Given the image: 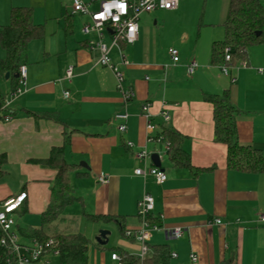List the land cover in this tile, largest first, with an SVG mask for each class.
Here are the masks:
<instances>
[{
  "label": "crops",
  "instance_id": "1",
  "mask_svg": "<svg viewBox=\"0 0 264 264\" xmlns=\"http://www.w3.org/2000/svg\"><path fill=\"white\" fill-rule=\"evenodd\" d=\"M83 1L96 11L105 0ZM229 1L218 0L219 24L208 21L205 26L221 32L207 37L192 55L171 45L163 47L162 35L160 44L154 39L157 31L152 25L158 26L162 19L164 30L169 16L183 13L181 2L176 11L141 15L148 17L143 27L139 25L138 41L121 46L129 62L122 68L123 88L134 93L125 107L113 73L99 65L98 53L89 49L88 42L95 37L84 35L82 28L76 35L78 18L87 22L89 18L71 15L72 0L0 2V30L9 24L13 7L31 8L34 24L44 30L42 38L28 45L25 86L14 77L18 71L8 80L0 76V102L5 99L12 113L8 123L0 122V155L7 159L0 178V202L23 192L28 195L14 215L15 228L42 227L41 217L50 204L57 172L34 162L48 159L52 148L64 147L67 162L77 166L70 183L78 201L65 208L51 227L63 235H83L90 242L88 264H118L112 254L141 260L136 235L135 239L124 235L122 228L132 235L140 230L139 203L145 194L154 199L151 218L158 226L185 230L179 240L153 234L149 246H165L177 254L166 264H264V225L257 223V217L264 214V173L227 169V148L215 142L213 108L204 100L206 95L229 91L239 111V142L264 156V43L252 45L248 62L232 69L235 82L211 61L212 44L224 39L221 25ZM260 2L264 4V0ZM177 40L184 46L190 36L182 32ZM106 43L110 44L109 34ZM171 49L179 53L177 64L172 61ZM110 57L112 63L120 62L117 49L111 50ZM4 58L0 46V60ZM192 62L197 68L189 76L187 69ZM69 67H73L71 80L66 79ZM18 87L22 95L10 99ZM65 92L70 93L69 98ZM125 109L127 130L120 133V122L114 116ZM164 112L169 122H164ZM45 113L55 115L57 121L44 118ZM149 125L154 129L148 130ZM164 129H173L183 137L181 147L189 155L191 168L171 162ZM139 151H146L149 158L138 160L135 155ZM153 155L158 156L159 168L167 175L163 185H157L151 176L134 175L136 169L156 167ZM99 176L107 177L108 183L99 184ZM100 216L110 219H92ZM215 220L222 224L214 225ZM46 260L59 264L56 255Z\"/></svg>",
  "mask_w": 264,
  "mask_h": 264
},
{
  "label": "trees",
  "instance_id": "2",
  "mask_svg": "<svg viewBox=\"0 0 264 264\" xmlns=\"http://www.w3.org/2000/svg\"><path fill=\"white\" fill-rule=\"evenodd\" d=\"M32 17L31 8H11L9 24L0 30V46L5 52V58L0 60V76L17 72L25 63L29 43L43 37V27L35 25ZM221 27L224 30V39L212 44V64L219 68L227 65L226 49H229L231 67L248 62L249 48L264 43V4L260 0H230ZM257 33L260 35L257 36ZM204 100L213 108L215 142L227 148V169L263 174L264 156L261 152L239 142L237 128L239 111L233 105L229 91H224L220 95H206ZM4 102L5 99L1 100L0 104ZM43 117L57 121V117L52 114L45 113ZM162 135L168 142L167 154L171 162L177 167L191 168L189 155L181 147L183 137L173 129H164ZM6 161V156L1 154L0 178L4 175L3 167ZM34 163L55 170L57 175L51 188L50 204L41 217L42 227L40 230L17 228L18 234L27 242L36 240L45 244L50 239L54 240L55 249L59 251V264H88L90 242L81 234L63 235L56 231V228L51 227L61 219L65 208L78 201L70 183V175L76 171L77 166L67 162L64 147L52 148L48 159ZM92 219L109 221L110 218L100 216ZM150 223L158 224L157 220L151 217ZM122 233L126 235L124 228ZM135 235L131 234L132 238L135 239ZM51 251V249L47 250L49 254ZM0 256V264H17L15 254L9 250H1ZM168 258H171V252L167 247L153 245L149 246L143 260H132L128 256H122L121 264H166Z\"/></svg>",
  "mask_w": 264,
  "mask_h": 264
},
{
  "label": "built area",
  "instance_id": "3",
  "mask_svg": "<svg viewBox=\"0 0 264 264\" xmlns=\"http://www.w3.org/2000/svg\"><path fill=\"white\" fill-rule=\"evenodd\" d=\"M121 0H105L100 2L96 11L90 10V4L83 0H72L71 3V15H83L89 18V21L82 27V33L86 36H94L88 42L89 49L97 52L98 64L109 68L113 73L117 89L122 94L124 107L133 98L134 93L132 89L123 88L125 83V74L123 67L129 65L128 60L122 53V44H134L139 38V18L142 14H149L156 10L164 11H176L179 7L180 0H139L137 2H130L128 0H122L126 4V12L121 14L120 10L115 7L116 3ZM107 9H110V14ZM118 17V19H115ZM110 36V44L106 43V37ZM115 48L119 51L120 62L114 64L111 61L110 53ZM226 52L227 65L220 68L221 72L229 77L231 82H235V78L231 75L233 67L229 65L230 56L229 49ZM170 56L174 64L179 62V53L175 49L169 51ZM197 64L192 62L187 73L191 76ZM262 73V70H259ZM26 67L23 65L18 70V81L21 86L26 84ZM73 78V67H69L66 72V79L71 80ZM22 90L18 87L11 95L10 99H16L22 95ZM64 96L69 98L70 93L65 92ZM144 112L148 111V105L143 108ZM129 115L126 109L114 116V120L119 121L117 129L120 133H124L127 130V121ZM164 122H169V115L167 112L162 113ZM12 119V113L9 110L8 102L0 104V122L8 123ZM154 127L149 125L148 130H153ZM161 140V139H160ZM159 141V139H158ZM167 149L169 148L168 144ZM128 147L133 148L132 143H128ZM138 160L146 161L149 158V154L146 151H139L136 153ZM134 175L142 178L151 176L157 185H163L167 181V175L164 171L157 167H150L146 169H136ZM97 181L101 185L108 183V178L105 176H99ZM26 193H20L16 196H11L2 202H0V250H9L15 254L17 264H48L46 260L49 255L59 256V251L55 249L54 240L50 239L47 243L41 244L36 240L29 242L22 241V238L18 234L17 228H15L14 215L18 212L27 200ZM154 199L149 194H145L139 203L138 217L141 221V228L136 234V240L140 244L139 258L143 260L148 253L149 243L154 233L164 234L168 239L179 240L184 234L185 230L181 227H175L172 229H163L157 224L150 223V217L154 211ZM257 223L264 225V214L257 217ZM221 220H215L214 225H221ZM127 236H131L130 232H127ZM51 249V253L47 252ZM171 257H177V254L172 253ZM112 260L121 264V257L117 254H112ZM1 259V256H0ZM191 260L196 262V257L191 256ZM9 263V261H8Z\"/></svg>",
  "mask_w": 264,
  "mask_h": 264
},
{
  "label": "rangeland",
  "instance_id": "4",
  "mask_svg": "<svg viewBox=\"0 0 264 264\" xmlns=\"http://www.w3.org/2000/svg\"><path fill=\"white\" fill-rule=\"evenodd\" d=\"M180 2L183 5V13L180 17L169 16L167 26L164 30L162 29V19H160L158 26L152 25L153 29L157 31H155L156 36H154V39L155 41L158 40L157 44H160V38L164 36L162 39L163 47L168 48L171 45V47L178 48L180 51L182 50L184 54L192 55L195 47L197 45L202 46L207 37L210 39L211 35L213 36L216 32H221L217 27H205L208 21H212L216 25L219 24L217 22L219 21V2L218 0H180ZM147 17V15L140 17L139 25L141 27H143V22ZM85 23H87L86 19L78 18L75 25L76 35L79 34L80 28ZM182 32H186L190 36V41L184 46H180L177 40Z\"/></svg>",
  "mask_w": 264,
  "mask_h": 264
},
{
  "label": "water",
  "instance_id": "5",
  "mask_svg": "<svg viewBox=\"0 0 264 264\" xmlns=\"http://www.w3.org/2000/svg\"><path fill=\"white\" fill-rule=\"evenodd\" d=\"M259 35H260V33H257V36H259ZM9 77H10V74L7 73V74L5 75V79L8 80ZM14 77H15V78H18V74L14 75ZM152 161H153L154 165H155L157 168L161 167L160 162H159V158H158L157 155H153V156H152ZM102 235L104 236L105 234H102Z\"/></svg>",
  "mask_w": 264,
  "mask_h": 264
},
{
  "label": "clouds",
  "instance_id": "6",
  "mask_svg": "<svg viewBox=\"0 0 264 264\" xmlns=\"http://www.w3.org/2000/svg\"><path fill=\"white\" fill-rule=\"evenodd\" d=\"M114 6L120 10L121 14L126 12V4L123 3L122 0L119 3H116ZM107 10L109 11V14H110V9H107ZM115 19H118V17H116Z\"/></svg>",
  "mask_w": 264,
  "mask_h": 264
}]
</instances>
